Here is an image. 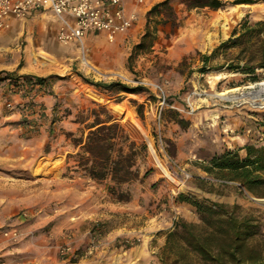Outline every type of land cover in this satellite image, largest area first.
<instances>
[{"label": "rangeland", "instance_id": "1", "mask_svg": "<svg viewBox=\"0 0 264 264\" xmlns=\"http://www.w3.org/2000/svg\"><path fill=\"white\" fill-rule=\"evenodd\" d=\"M160 1L139 5L136 25L113 41L101 33L89 35L85 59L75 45L58 42L50 11L12 19L0 31V72L12 74L0 73V232H17L1 237L0 260L6 264H200L185 249L166 248L170 218L200 222L196 206L180 194L236 205V216H253L259 223L262 233L250 244H264V196L204 169L227 149L243 156L244 144H264V106L244 97L212 96L224 89L249 90L264 79V68L255 76L224 67L193 70L199 54H209L246 15L252 22L264 19V0L239 2L238 8L232 7L235 0H222L218 9L168 0L172 11L163 7L149 18L157 24L152 46L129 66L148 11ZM172 12L176 26L162 21ZM223 61L222 54L215 60ZM25 74L48 78L40 86ZM95 81L141 89L116 92ZM154 84L163 86L164 103ZM100 106L130 140L146 146L135 166L138 178L121 186L126 201L111 192L109 177L95 180L78 167L79 147L71 144L81 130L87 132L85 123L75 122L77 114L84 111L91 121V111L101 113ZM168 156L177 165L169 164Z\"/></svg>", "mask_w": 264, "mask_h": 264}, {"label": "trees", "instance_id": "2", "mask_svg": "<svg viewBox=\"0 0 264 264\" xmlns=\"http://www.w3.org/2000/svg\"><path fill=\"white\" fill-rule=\"evenodd\" d=\"M193 7H209L218 9L224 5L222 0H185ZM254 0H235L234 3ZM170 9L168 0L154 4L148 11L144 32L132 52L128 56L129 66L136 54L152 46L157 32V24H150V16H157L161 8ZM177 15L172 12L162 21L171 26L177 25ZM223 55V62L215 60ZM200 65L195 69L206 73L211 69L226 68L229 71L242 72L255 76L257 69L264 68V19L250 21L242 18L235 25L226 39L217 44L209 54H199ZM185 64V59L181 65ZM192 70V71H193ZM6 78H11V72ZM24 77L42 86L48 77L25 74ZM255 82V81H254ZM104 89L116 92H137L140 85L128 86L119 82H91ZM102 112L94 109L91 113L94 119L87 121L88 113L79 112L75 122L85 123L79 136H74L71 144L79 147L76 153L78 167L82 168L92 179L102 180L110 178L114 185L111 192L117 195L118 201H126L129 195L124 194L121 186L138 178L137 160L144 155L146 146L130 140L124 129L114 121L112 114L105 107L100 106ZM140 115L142 108L137 105ZM102 115V116H101ZM183 122V120H179ZM69 135H73L69 133ZM128 143L126 144V142ZM128 151H125V148ZM245 154L240 155L237 149H227L221 154L214 155L204 169L208 173H215L226 180L237 182L241 190H247L254 195L264 196V144H244ZM71 153H68L70 157ZM180 199L195 205L200 215V222H188L183 219L174 220L172 228L166 232V248L185 249L197 256L200 264H264V244L253 246L250 239L262 233L259 223L253 216H236V205L229 206L222 202L189 199L180 194ZM176 254V253H175ZM176 257L173 262H176Z\"/></svg>", "mask_w": 264, "mask_h": 264}, {"label": "built area", "instance_id": "3", "mask_svg": "<svg viewBox=\"0 0 264 264\" xmlns=\"http://www.w3.org/2000/svg\"><path fill=\"white\" fill-rule=\"evenodd\" d=\"M146 0H0V31L9 26L12 19H23L38 10L50 11L58 23L56 38L64 45H75L85 59L86 38L95 33L104 34L113 41L120 34L133 28L138 19V6ZM86 62V61H84ZM159 93L161 103L166 92L160 84L153 86ZM167 162L177 165L168 156ZM226 181V180H222ZM16 230H3L1 237L12 238ZM90 246L87 253H91ZM65 249V248H64ZM63 249V252L65 250ZM0 264H6L0 260Z\"/></svg>", "mask_w": 264, "mask_h": 264}, {"label": "bare ground", "instance_id": "4", "mask_svg": "<svg viewBox=\"0 0 264 264\" xmlns=\"http://www.w3.org/2000/svg\"><path fill=\"white\" fill-rule=\"evenodd\" d=\"M240 4H233L232 7L238 8ZM38 55H40L43 58H46L50 61H54V58L49 57L47 54L43 52H39ZM249 90L245 92H238L235 93L237 88L233 89H224L222 91H215L212 93V96L221 97L226 100H234L238 98H247L250 104L253 106H264V79H260L258 81L252 82L249 86Z\"/></svg>", "mask_w": 264, "mask_h": 264}, {"label": "crops", "instance_id": "5", "mask_svg": "<svg viewBox=\"0 0 264 264\" xmlns=\"http://www.w3.org/2000/svg\"><path fill=\"white\" fill-rule=\"evenodd\" d=\"M176 213H178V212H176ZM173 220L170 218V220H168V226H171L172 224H173Z\"/></svg>", "mask_w": 264, "mask_h": 264}]
</instances>
